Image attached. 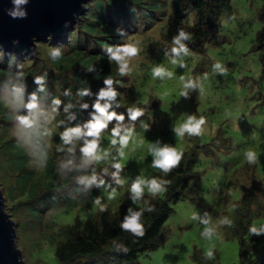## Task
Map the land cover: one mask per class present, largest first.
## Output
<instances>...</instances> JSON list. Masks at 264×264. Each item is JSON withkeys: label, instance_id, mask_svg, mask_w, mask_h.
Listing matches in <instances>:
<instances>
[{"label": "rangeland", "instance_id": "1", "mask_svg": "<svg viewBox=\"0 0 264 264\" xmlns=\"http://www.w3.org/2000/svg\"><path fill=\"white\" fill-rule=\"evenodd\" d=\"M262 2L229 0V12L220 14L213 35L199 48H189L187 38L181 39L180 44L174 43L177 36L171 0H159V7L154 9L151 19L143 18L141 12L134 20L121 19L116 47L132 44L138 51L135 56L125 58V70L132 77L122 90L121 102L115 109L107 108L106 112L122 115L124 119L117 120L114 116L100 133L97 149L100 159L85 156L82 161L90 166V175L105 171L119 176L114 178V185L102 190L101 198H97L99 204L97 199L92 201L91 213H98L100 205L105 204L111 211H123L125 216H130L140 206L141 199H163L168 183L162 169L153 167L154 156L150 148L169 146L181 153L186 149L187 152L195 150L198 157V163L192 167L194 172L190 173L194 177L197 175L191 186L199 199L191 202L188 198H180L169 202L171 209L161 228L163 237L153 248L138 254L137 264H241L238 245L241 240L246 245L242 249L248 261L254 259L256 251L264 246V231H250L253 226L257 229L264 226V68L254 44L260 28L258 12ZM194 20L193 12H189L187 19L179 24L181 32L193 27ZM75 24L61 37L47 36L34 41L30 52L16 51L6 66L9 72H0L1 98L5 101L1 108L11 111L8 119L0 113V192L4 209L15 222V245L26 264H60L53 248L54 242L61 237H55L53 233L58 231L57 228L74 224L75 218L84 217L83 211L75 206L63 211L48 205L42 209V204L37 203L35 209L41 210L33 212L21 200L11 201L7 193L14 173L9 168L4 146L5 141L20 134L29 136L36 125L42 133L40 138L49 148L54 146L53 133L64 128V120H57V117L59 114L65 116L70 104L63 96L64 81L59 79L53 86L49 82L55 76L50 67V56L57 45L66 53L70 52L71 45L82 50L93 47L85 35L76 32L79 23ZM181 44L184 50H179ZM0 49V59L5 62L6 52L12 51ZM113 64L120 69L119 63L111 59L110 65ZM144 67L148 70L141 79ZM156 68L162 69L164 74L154 77ZM0 70L5 68L0 66ZM22 78L31 87L40 83L39 90L47 83L42 96L33 100L30 95L11 99L15 95L11 92H17L16 86ZM188 84L190 86L186 87ZM131 86L133 97L130 98L128 90ZM52 90L55 95L49 100ZM29 93H32L31 89ZM94 102L85 100L81 103L82 109L94 108L86 118V127L99 115ZM32 103L36 107L30 111L27 105ZM119 107L123 109L119 110ZM133 108L142 110V115L135 120L129 116V110ZM21 116L35 117L34 126L25 128L18 119ZM82 116L85 120V114ZM190 116L204 117L202 133L198 136L177 135L176 129ZM115 127L121 129V135L125 130H131L126 147L122 148L119 137L113 136ZM113 139L117 140L116 144L112 143ZM27 144L30 143L27 141ZM58 146L54 153L57 166L69 167L68 157L80 150L81 142ZM248 152L255 153L256 159L252 163L246 158ZM188 156L190 154L185 157ZM115 163L122 167L116 169ZM27 167L34 168L31 163ZM40 172L34 174V179ZM154 179L164 182L165 191L155 195L149 192L147 183ZM136 180L146 183L141 197L134 200L130 188ZM64 186L68 184H62L58 177L53 193L63 190ZM215 192L216 197H213L211 193ZM233 205L245 214L234 218ZM222 216L223 220H220ZM225 220L229 223H224ZM240 221L246 226L243 229L239 228ZM206 230H211V236L204 235ZM49 234L54 236L52 244L48 243ZM106 249L97 255L79 258L74 264H110L109 258L102 254ZM209 250L211 258L207 256Z\"/></svg>", "mask_w": 264, "mask_h": 264}, {"label": "trees", "instance_id": "2", "mask_svg": "<svg viewBox=\"0 0 264 264\" xmlns=\"http://www.w3.org/2000/svg\"><path fill=\"white\" fill-rule=\"evenodd\" d=\"M89 1L85 2L75 25L79 23L76 26V32L85 35L86 39L93 43V47L82 50L75 49L71 45L70 52L66 53L60 45H57L53 50H59L60 55L57 58H53L52 54L50 56V67L55 71V76L49 82L53 86L59 79L64 81L63 96L65 101L70 104L66 115L59 114L57 117V120H64V128L53 133L51 139L54 146L52 148H49L48 144L40 138L42 133L37 125L30 131L29 136L20 134L17 138L5 141L8 165L14 173V179L8 186L7 195L11 197V201L15 198L21 200L27 209L33 212L40 209L38 207L35 209L37 203L42 204L41 208L48 205L50 208L65 211L66 208L75 206L83 211V219L75 218L74 224L57 228L58 231L53 234L55 237L61 238L56 240V243L53 241V234L47 236L48 243L52 244L53 241L55 244L53 254L58 263L74 264L79 258L97 255L106 247L107 249L102 254L105 253L104 257L109 258L110 264H137L138 254L153 248L156 241L163 237L161 228L171 209L169 202L180 198H188L191 202H196L199 199V195H196L191 186V182L197 179V175L194 177L190 173V171L194 172L192 167L198 163V157L195 150L189 152L187 149L184 150L175 167L166 173L162 170L163 177L168 183L163 199L159 197L141 199L140 206L133 213H141L140 222L144 227L142 236H135L121 227V223L126 217L123 211H111L103 204L100 205L98 213L96 212L94 215L91 213L92 201L101 198L104 188L115 184L114 178L117 175L105 171L98 172L99 174H94V176L90 175V166L87 162H82L85 155L81 149L85 142L91 141L93 137L82 135L78 139H73L71 143H65L62 137L67 130L75 127L86 131V118L91 115L90 113H93L94 108L85 110L83 107L82 109L81 103L88 100L89 103L95 101L94 105L97 103L104 105L106 98H100L99 92L109 87L105 83L106 80H111L110 87L117 92L114 101H107L109 104L107 108L115 109L116 105L121 102L122 90L128 85L127 82L131 80L132 76L126 70L122 74L115 64L110 65L112 54L109 49L115 51L117 48L121 19L134 20L136 15H140V12L143 18L151 19L154 9L159 7V0H115V2L114 0H93L92 3H87ZM160 6L163 4L161 3ZM229 10V0H171V13L175 18L174 33L177 37L179 36L180 22L187 19L189 12H193L195 16L193 27L183 32L187 33L188 47L199 48L204 40L210 39L213 35V29L217 26L220 14L229 12ZM258 17L260 28L256 32L254 44L259 51L261 64L264 68V0ZM11 51V53L6 52L5 56L8 58L5 62L0 59V61L2 60L0 66L5 68V70H0L2 74L9 72L6 66L9 58L15 56L16 52ZM147 70L144 67L141 79L146 75ZM45 84L39 90L40 83L31 87L30 84L27 85L26 79L22 78L16 86L17 92H11L15 94L11 99L18 98L19 100L29 95L32 100L41 97ZM30 89L32 93H29ZM131 91L132 86L128 90L130 98L133 97ZM54 95L55 92L50 91L49 100ZM151 103L154 105L155 99ZM3 104L5 101L1 98L0 92V113L8 119L11 117V111L9 112L6 107L1 108ZM120 109L123 107H119ZM83 114H85V120ZM27 141L30 144H27ZM73 141L74 143L81 142L80 150L71 153L68 157L67 166L69 167L59 168L58 161L54 156V153L58 151V145H69ZM99 143L100 139H98ZM196 148L198 149V147ZM188 154L190 156L185 157ZM204 154L206 153L204 152ZM30 163L34 168L27 167ZM39 170L41 172L35 176L37 179H34V174ZM58 177L61 178L62 184H68V186H64L63 190H56V194H54ZM187 192L192 195L189 196L186 194ZM211 194L216 197V192ZM49 202L50 204H48ZM232 207L234 218L245 214L240 208L236 210V206ZM222 213L224 214V212ZM220 220H223V216ZM244 227L246 226H242V221H240L239 228L243 229ZM238 245L241 264H264V246L256 251L254 259L248 261L244 254L246 245L242 240Z\"/></svg>", "mask_w": 264, "mask_h": 264}, {"label": "clouds", "instance_id": "3", "mask_svg": "<svg viewBox=\"0 0 264 264\" xmlns=\"http://www.w3.org/2000/svg\"><path fill=\"white\" fill-rule=\"evenodd\" d=\"M16 3H19L20 0H15ZM187 34L184 32H180L179 36L174 39V43L180 44L181 39H186ZM179 50H184V46L181 44ZM177 49H173V51H179ZM109 51L112 53L111 59L117 61L120 65V71L123 74L125 72V69L127 67L126 57H132L135 56L138 49L132 45L127 44L120 47H117L115 51L112 49H109ZM60 55L59 50H53L52 56L53 58H57ZM175 63V61H174ZM219 65H217L218 67ZM164 74L163 70L160 68H156L153 70V76H162ZM105 83L109 85L107 89H102L99 92L100 98H106V102L103 106H101L99 103L95 104L94 107L96 108L97 112L99 113L98 116H95L92 121H90L87 125V130L82 131L81 128L75 127L72 129L67 130L63 134V140L65 143H71L73 139H78L82 135L83 136H91L93 139L91 141H86L84 147H82L81 151L86 157H91L93 159L99 160L100 156L97 155V149H98V139L100 136V133L107 128V122L115 116L117 120H123L124 117L122 115H116L115 113H107L106 108L109 107V104L107 101H114L117 92L113 90L111 85V80H106ZM186 87L190 86V84L185 85ZM86 91V90H85ZM28 109L31 111L36 107L34 103L27 105ZM142 115V110L139 108H133L129 110V116L130 119L135 120L137 117ZM20 123L25 128H32L34 126L35 117H29V116H21L18 117ZM204 117H200L199 119H196L193 116H190L187 118V120L178 128L176 129V133L179 136H183L185 133L188 135H200L202 133V125L205 124ZM112 134L114 137H119V144L121 147H126L129 143V140L131 138L132 132L131 130H125L124 134L121 135V129L119 127H115L112 130ZM113 144L117 143L116 139L112 140ZM150 152H152L154 159H153V167H158L162 169L165 173L168 172L171 168L175 167L178 162L181 159L182 153L177 150L174 147L165 146L163 148H150ZM106 155V154H105ZM123 155V153H121ZM246 158L249 163H252L255 161L256 156L253 152L246 153ZM114 167L116 169H120L122 165L120 163H115ZM145 181L143 180H136L131 185V192L133 194V199H138L141 197V195L144 192V186ZM163 181H157L152 180L147 183V187L150 193L153 195L162 193L165 191L163 188ZM110 199L112 196L110 195ZM97 204H99V200L96 201ZM103 211V209H101ZM140 212L133 213L130 216H126L124 221L121 223V227L131 232L135 236H142L144 234V227L142 223L140 222ZM224 223H229V221L225 220ZM252 232H258V231H264V226H262L260 229H257L256 227H252L250 229ZM204 235L211 236V230H206ZM207 256L211 258L212 252L209 250L207 252Z\"/></svg>", "mask_w": 264, "mask_h": 264}, {"label": "water", "instance_id": "4", "mask_svg": "<svg viewBox=\"0 0 264 264\" xmlns=\"http://www.w3.org/2000/svg\"><path fill=\"white\" fill-rule=\"evenodd\" d=\"M87 0H0V47L30 52L34 41L61 37L81 14ZM0 264H26L15 245V222L0 192Z\"/></svg>", "mask_w": 264, "mask_h": 264}, {"label": "crops", "instance_id": "5", "mask_svg": "<svg viewBox=\"0 0 264 264\" xmlns=\"http://www.w3.org/2000/svg\"><path fill=\"white\" fill-rule=\"evenodd\" d=\"M198 151H201V150L198 149Z\"/></svg>", "mask_w": 264, "mask_h": 264}]
</instances>
